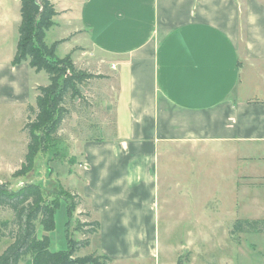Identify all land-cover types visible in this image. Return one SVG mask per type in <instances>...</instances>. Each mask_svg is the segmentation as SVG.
Wrapping results in <instances>:
<instances>
[{"label":"crops","instance_id":"1","mask_svg":"<svg viewBox=\"0 0 264 264\" xmlns=\"http://www.w3.org/2000/svg\"><path fill=\"white\" fill-rule=\"evenodd\" d=\"M78 2L77 21L119 80L116 137L87 144L80 193L98 215L111 205L101 254L120 262L153 247L160 159L175 147H225L240 193L260 180L252 208L264 215V27L253 21L264 0ZM248 160L256 174L246 175Z\"/></svg>","mask_w":264,"mask_h":264},{"label":"rangeland","instance_id":"2","mask_svg":"<svg viewBox=\"0 0 264 264\" xmlns=\"http://www.w3.org/2000/svg\"><path fill=\"white\" fill-rule=\"evenodd\" d=\"M52 1L59 16L55 17L56 24L47 31L46 42L51 45L63 40L57 48L60 57L71 53L78 68L100 76L86 82V88H82V101L68 98L71 113L63 121L60 135L74 162L52 161L54 171L49 173L50 164L42 155L37 159L35 170L24 177H15L14 173L27 153L29 134L25 125L34 116L30 106H36L38 87L49 84V76L44 71L36 72L28 62L12 64L19 37L21 5L19 0H0V183L15 187L24 182L40 183L52 198L60 193L55 197H59L60 203L55 213V228L48 232L39 223L37 236L40 239L44 235L50 236L51 251H66L69 236L82 244L90 241L75 254L82 257L94 252L101 254L103 248L107 249L104 243L110 238L101 229V220L108 217L110 221H104L105 225L111 223V205L109 209H101V215H98L92 209L91 201L80 193L89 167L87 144L116 137L119 80L117 71L111 68L114 60L91 44L90 33L77 21L75 13L79 0ZM256 12L257 19L253 17V21L257 22L260 33L264 27V18H260L262 8H256ZM246 16L247 13L242 15L243 26L245 20L248 21ZM242 42L239 37L241 47ZM252 165L248 160L246 175L253 173ZM234 173H238V168L229 166L225 147L214 152L191 151V147L186 146L172 148L161 157L158 169L157 230L150 233L153 252L148 241L139 257L109 264H178L180 258L184 264H264V232L242 233L234 238L229 231L238 219L264 218V215H254L257 210L252 208L255 206L254 195L262 188L260 180L249 181L247 178L240 193ZM66 196L77 204L72 208L71 217ZM261 199L264 204V193ZM251 208L253 210L249 211ZM69 218L71 223L68 224ZM0 220H13L11 209H1ZM93 221L100 222L96 233L90 231ZM114 235L119 237L121 233ZM12 242L10 237L0 241V255ZM109 244V250L115 251L111 241ZM31 261V256H26L20 264H32Z\"/></svg>","mask_w":264,"mask_h":264},{"label":"trees","instance_id":"3","mask_svg":"<svg viewBox=\"0 0 264 264\" xmlns=\"http://www.w3.org/2000/svg\"><path fill=\"white\" fill-rule=\"evenodd\" d=\"M19 1L21 22L12 64L28 62L36 72L44 71L49 76V84L38 87L36 106H30L34 116L25 125L29 134L27 153L23 164L14 173L15 177H24L35 170L37 159L42 155L47 157L50 164L49 173L53 170L52 161L74 162L70 158L69 147L64 146L60 135L61 125L71 113L67 105L68 98L82 101V88H86V82L100 75L78 68L71 53L60 57L57 48L63 40L51 45L46 42L47 31L56 24L55 17L59 15L52 0ZM67 196L71 217L72 208L77 204L70 202V196ZM55 197L47 195L40 183L24 182L20 187L0 183V210L9 208L13 212V220H0V241L5 237L13 240L0 255V264H20L26 256H31L32 264H109L110 257L95 252L82 257L75 256L90 241L82 244L68 234V249L51 251L50 236L38 238L39 223L48 232L55 228V213L60 205L59 197ZM91 225L90 231L98 232L100 222L93 221ZM229 231L234 238L242 233H262L264 218L238 219ZM178 264H184L183 259L180 258Z\"/></svg>","mask_w":264,"mask_h":264}]
</instances>
